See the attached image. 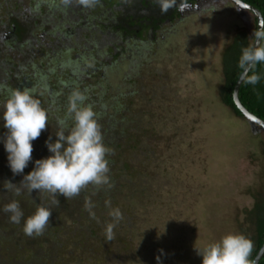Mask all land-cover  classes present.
I'll return each mask as SVG.
<instances>
[{
  "label": "rangeland",
  "instance_id": "obj_1",
  "mask_svg": "<svg viewBox=\"0 0 264 264\" xmlns=\"http://www.w3.org/2000/svg\"><path fill=\"white\" fill-rule=\"evenodd\" d=\"M11 2L24 11L23 7L30 5L43 17L49 4L48 18L58 8V2L53 6L49 0ZM9 3L1 0L2 20L12 10L5 7ZM213 6L217 9L210 11ZM201 7L197 13L189 6L182 8L180 15L170 18L167 11L157 30L149 28L143 33L142 39L149 36L150 42L127 39L121 43L123 55L106 46L109 39L116 44L122 39L112 29V35L106 37L108 33L101 27L103 32L82 29L78 37L62 36L66 39L62 49L67 44L71 47L67 52L61 50L51 57L56 53L43 46L33 57L43 63L42 69L48 59L49 64L62 65L61 72L49 74L56 90L53 86L60 74L84 66L100 52L98 59L103 61L97 68L107 63L108 73L89 75L93 66L89 62L85 66L88 71L80 73L79 88L87 90L86 103L92 100L98 121L103 120L97 113L101 108L113 116L117 128L126 130L122 147L114 145L108 157L117 161L114 169L122 162L133 164L134 170H125L124 179L136 171L135 182L122 189L123 196L129 195L133 186H140V193L131 202L123 196L115 198L120 201L119 208L135 213L133 221L119 222L123 230L118 241L106 242L103 237L80 243L75 235L77 242L70 239L64 254L55 250L47 256V241L42 244V254H31L28 245L19 240L22 250L14 255L13 264H78V260L80 264H201L197 249L224 234L240 233L250 239L255 196L264 193V155L255 141L263 131L236 117L221 102L217 89L223 78L220 58L224 48L241 30L251 41L256 22L253 14L230 0H214L206 10ZM80 10L76 5L70 8L69 20L82 17ZM97 13V8L89 11L90 22ZM144 16L150 17L147 12ZM52 26L54 22L44 27L51 33ZM5 36L6 30L0 44ZM89 43L92 50H85ZM11 54L20 57L17 50ZM130 62L133 71H128ZM60 86V97L67 99L70 92ZM43 101L45 108L59 116L55 101L50 102L46 95ZM128 145L138 148L129 152Z\"/></svg>",
  "mask_w": 264,
  "mask_h": 264
},
{
  "label": "trees",
  "instance_id": "obj_2",
  "mask_svg": "<svg viewBox=\"0 0 264 264\" xmlns=\"http://www.w3.org/2000/svg\"><path fill=\"white\" fill-rule=\"evenodd\" d=\"M106 1L107 0H99L97 6H101ZM213 1L214 0L211 2ZM241 1L252 5L261 12L264 28V0ZM153 3L155 2L150 0H140V4L137 5L140 7L141 15L132 18L133 21L131 22L136 23V28H138V30L135 28L127 29L124 26H121L120 22H118L119 25L116 27L123 32H121L122 34L120 35V38L123 41L133 36L132 39L136 37L141 44H146L148 42V38L143 40V33L147 31L148 28H152L154 32V30L160 27L162 18L161 16H158V14L162 12L158 3L153 9L151 7ZM145 12L149 13L150 17L144 16ZM164 14L166 15V13ZM174 14H178L177 9L172 11V15ZM254 20L256 22L255 17ZM7 26L8 28L5 29L13 31V34L8 39H2L3 45L0 44V94H2L0 97V105H2L6 100L9 90L14 88L23 89L27 87L33 92V87L38 86L43 90L45 93L44 95L49 97L50 102L55 101V111L59 113V116L54 115L52 109L49 110L46 108L49 117L47 129L42 132L38 139L32 142L34 149L32 153V161L29 162L22 174H13L11 171L7 158L8 154L5 150L3 141L0 140V255H2L0 264L14 263V255L20 254L22 250L23 244L21 242L19 243V240H22L28 245L31 254H42V244L47 241L48 243L46 244L50 247V250H48L49 254H47V256L55 254V250H60L61 253L64 254L65 244H71V240L77 242L75 238L81 239L80 243L101 240L104 237L102 232L104 231L106 224L108 222H112V218L109 216L110 209L119 208L120 201L115 198L123 196L122 189L128 184L134 183L136 180L134 176L136 171H133V174H131L128 179H124L125 170H134L132 163L122 162L120 166L114 169L113 165L116 164L117 161H112V159L107 157L109 160V175L113 185L112 187L104 186L97 189L94 186L89 185L86 189L82 190L79 195L71 199H66L58 193L55 196L50 193H39L36 191L29 194L27 190H23L19 195H16L13 190L7 188L9 182L14 183L15 186L21 187L20 182L22 181L23 176L35 167V161L51 155L45 141L48 140L49 136H51L52 141L54 142L57 139L56 131L59 121L66 120L68 96L66 97L67 99L60 97V93L62 92L60 84L64 86V92L69 91L71 93L72 89L76 87L75 90L78 89L83 92L88 99V92L84 88H79V77H81L80 73L82 72H78L77 68H68V74H60L59 77L56 78L59 80L57 84L53 86L58 87L56 90L51 87L49 81L51 77L49 74L51 72L55 74L58 73V71L61 72L63 68L62 65L49 64L48 59L46 61V69H43L40 73L41 75H44L42 80L34 74L27 75L25 71L19 70H24L27 66L22 64L20 58L9 56L3 47H7V44L12 41L16 43L14 47L24 45L25 42L23 41L27 39L28 35L32 31L31 29H27L28 26H24L19 23L14 24V22H12L7 24ZM246 46H250L247 38V32L241 30L233 36L229 46L224 48L223 53L221 54V73L223 78L217 89L221 101L231 109L236 117L242 120L246 119L240 110L235 106L232 94L237 78L241 74V69L238 67L241 50ZM65 51H67V49ZM58 52L59 51L57 49L55 51L56 54L51 57L56 56ZM128 69L129 71H133L134 65H129ZM255 71L260 74V81L255 85L242 82L238 89V97L242 105L249 112L264 121V64H258ZM83 86H85V84ZM87 102V104H91L92 100ZM41 104L42 106H45L43 100ZM97 113L99 115H103V120L101 119L102 121H100V126L104 137V143L111 149L114 145L122 147L125 141L126 130L124 128H117L115 124L116 120L111 114L104 112L103 109L99 108ZM67 123L70 126L72 121L67 120ZM3 124V109L0 108V137H3L7 131V129L3 127ZM255 141H257V144L264 155V131L260 135L256 136ZM137 148L138 146L128 145L129 152L135 149L137 150ZM9 177L11 180H9ZM139 187L140 186L135 188V186H133V189L130 190V194L128 195L126 193L123 197L129 202L133 201L140 193ZM86 199L91 200L94 204L93 211L95 212L96 219L90 218L89 212L85 209ZM255 199L256 203L251 210L254 232H252V235L249 236L253 245L249 257L251 262L264 242V193L256 195ZM12 200H16L20 203V207L23 210L25 217L31 215L35 211L37 204H45L52 208V221L43 235L37 237L26 236L22 230L23 219L20 223L11 222L10 213L4 212L3 207ZM54 201H58V203H54ZM108 202H110V204ZM119 209L123 213V217L126 222L130 220L133 221L135 217L133 209H130V211L127 212L121 208ZM69 221H72L73 225H69ZM75 228H77V230ZM122 230L123 226L118 224L114 229L116 234L114 240H119ZM75 235L77 237L73 238ZM78 264H80L79 260ZM258 264H264V253Z\"/></svg>",
  "mask_w": 264,
  "mask_h": 264
},
{
  "label": "clouds",
  "instance_id": "obj_3",
  "mask_svg": "<svg viewBox=\"0 0 264 264\" xmlns=\"http://www.w3.org/2000/svg\"><path fill=\"white\" fill-rule=\"evenodd\" d=\"M75 2L84 8H93L99 0ZM61 3L70 6L73 0H61ZM157 3L161 12L166 13L173 6L174 0H157ZM249 45L242 48L238 67L241 69L242 82L255 85L261 79L260 74L255 71L256 66L264 64V28L254 31ZM86 99V95L80 90H73L69 94L66 120H60L58 123L57 139L53 142L49 136L45 141L51 155L35 161V167L23 176L21 187L9 182L8 189L13 190L16 195L27 190L29 194L36 191L55 196L58 193L66 199H71L89 185L97 189L113 186L107 158L112 149L104 143L97 114L93 106L86 103ZM0 108L3 109V127L7 129L0 140L3 141L8 154L11 171L13 174H22L32 161V142L47 129L48 111L27 87L9 90ZM67 120L72 121L70 126ZM93 208L91 200L86 199L85 209L90 218L96 219ZM3 211L10 213L13 223H20L23 219L22 230L29 237L43 235L53 217L52 208L45 204H37L35 211L25 217L20 203L16 200L5 204ZM109 216L112 222L107 223L104 228L106 242L115 239L114 229L124 219L119 208H111ZM252 247V241L243 234L229 232L219 240L197 249V252L202 257L201 264H252L249 259Z\"/></svg>",
  "mask_w": 264,
  "mask_h": 264
},
{
  "label": "flooded vegetation",
  "instance_id": "obj_4",
  "mask_svg": "<svg viewBox=\"0 0 264 264\" xmlns=\"http://www.w3.org/2000/svg\"><path fill=\"white\" fill-rule=\"evenodd\" d=\"M6 1H10V3L7 4L5 7L10 8L12 10L7 14L4 20L1 19V15H0V37L2 35V31L4 30H6V36L3 39H8L9 37L12 36L13 31H9L8 29H5V28H8L7 24L12 23V22H14V24L19 23V24H23L24 26H28L27 29L29 30L31 29L32 32L28 35L27 39L23 41L25 42L24 45L14 47L16 43L12 41L9 44H7V47H3V46L2 47L5 50V52L9 54V56H14L11 53L13 52V50H17L20 54V57H19L20 61H22V64L27 66V68H25L24 70L22 69H19V70L25 71L27 75L34 74L36 75V77H38L41 80L43 79L42 77H44V75L40 74L41 71H43L42 69L43 63L39 64L36 61H33V57L38 54L37 52L41 50L43 46H48L49 51L53 54L55 53L57 49L58 51H61V50L64 51L66 49L68 50L71 48L70 44H67L66 48L62 49V47H64L63 42L66 41V39H63L62 36L68 35L69 37L67 39H70V37H74V38L78 37V34L83 32L82 29H88L91 32L92 31L103 32L101 28L103 27V29H105L106 32L108 33L106 37H110V35H112L110 34L111 29L115 32L116 36L121 37L119 33L122 34L123 32L120 31L116 27L119 25L118 22H120L121 26H124L127 29L135 28L136 30H138V28H136L137 26L136 23L131 22V21H133L132 18H135L141 15L140 7L137 6L138 4H140V0H107L101 6H97L98 5L97 4L93 8H97L99 13H97L95 17H93V20L91 22H90V17L88 13L93 8H84L80 6L78 3H76L75 0H73V3L70 6L63 5L61 3V0H49V2H51L53 6L56 2H58L57 3L58 8L49 13L51 14L49 18H48V9L52 7L49 4H47V6L44 8V11L46 12V14L43 17V16H38V12H35L30 5H28L27 7H23L21 5V7L25 9L24 11V10L19 9L18 3L11 2L12 0H6ZM15 1L19 2V0H15ZM29 1L32 2L33 0H29ZM39 1H42V0H39ZM150 1L155 2L151 5V7L154 9L157 6V0H150ZM211 1L212 0H174L173 6L168 10L170 12L169 18L173 16L172 11L174 9H177V12H178L177 15H180V10L182 8L184 9L189 6L193 12L197 13L198 10L200 9V6H202L201 8H203L204 10L209 8L211 5ZM75 5L77 7V10L81 9L80 12H83V15L82 17H80L79 15H78L79 17H73L74 20L71 21L69 20L71 17L70 15L68 17V14H69L70 8L74 7ZM0 6H3L1 4V0H0ZM212 8H215V9H212L210 11L216 10L217 6H213ZM167 13L168 12H166V15L164 13H159L158 16H162V17L164 15L167 16ZM102 18H104V20H102ZM161 21L163 22V20ZM49 22H54V26H52V28L54 27V31L51 33H48L47 29H45L44 27L47 24L49 25ZM89 37L91 38V36ZM74 38H72V40ZM132 38L133 36L127 39H130L129 41H131ZM147 38H148L147 43H149L150 41L149 36H147ZM127 39H125L124 41L120 40V44L119 43L116 44L114 43V40L109 39L108 42L106 41L107 49L115 50L114 53L123 55L122 51H120V48H122L121 43L128 42ZM69 41L70 40H67V42ZM1 45L3 44L1 43ZM90 45H91L90 43L86 44L85 50H92L91 48H89ZM101 56L102 55L100 54V52H98V54H95L93 58H89L88 61H86V63L83 64L84 66L77 65V66H74V68L75 69L77 68L78 72L88 71V69H86L85 66L90 62L89 64H92L93 66H92V69H90L88 72L89 75H91L93 72L94 74L95 73H100L102 75L107 74L108 69H109L107 63L101 66L102 69H99L100 67L97 68L98 66L101 65V62L103 61L102 59H98ZM46 61L47 60H45V62ZM129 65H133V63L130 62ZM29 69H33V70L29 71ZM79 79L82 80V76L79 77ZM33 88H34L33 90L34 96L37 99H39L40 102L42 103L43 96H45L44 95L45 93L38 86H35ZM92 104L93 102H91V105ZM98 122L101 125L100 121ZM9 180H11L10 177H9Z\"/></svg>",
  "mask_w": 264,
  "mask_h": 264
},
{
  "label": "water",
  "instance_id": "obj_5",
  "mask_svg": "<svg viewBox=\"0 0 264 264\" xmlns=\"http://www.w3.org/2000/svg\"><path fill=\"white\" fill-rule=\"evenodd\" d=\"M231 1L239 9L243 10L244 12H248L250 14H253L255 16L256 23H257L256 30L263 28V18H262L261 12L257 8H255L252 5H249V4H247L241 0H231ZM241 83H242V76L240 74L236 83H235L234 89H233V102H234L235 106L240 110L242 115L246 118L247 121H249L252 124L259 126L261 128V130L264 131V121L262 119L258 118L257 116H255L254 114H252L251 112H249L242 105V103L239 100L238 89H239V86ZM263 253H264V242L262 243L261 247L259 248L256 255L254 256V258L252 260V264H258Z\"/></svg>",
  "mask_w": 264,
  "mask_h": 264
}]
</instances>
